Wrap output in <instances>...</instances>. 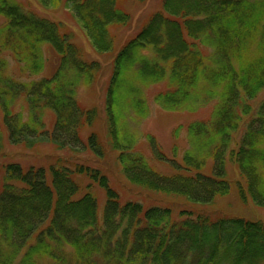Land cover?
<instances>
[{"label": "trees", "instance_id": "1", "mask_svg": "<svg viewBox=\"0 0 264 264\" xmlns=\"http://www.w3.org/2000/svg\"><path fill=\"white\" fill-rule=\"evenodd\" d=\"M34 1L68 11L93 53L112 62L102 104L83 105L79 89L92 88L101 63L63 23L0 0V159L5 144H46L68 156L27 169L0 161V264H264V223L203 212L230 191L264 210V0H162L120 45L114 32L131 17L123 0ZM45 46L55 59L47 75ZM6 58L25 79H39H14ZM150 88L165 113L212 105L207 119L186 125L179 159L174 147L168 158L131 129L149 116ZM107 152L126 182L190 209L174 218L166 207L122 203L102 171L76 157L103 161Z\"/></svg>", "mask_w": 264, "mask_h": 264}, {"label": "rangeland", "instance_id": "2", "mask_svg": "<svg viewBox=\"0 0 264 264\" xmlns=\"http://www.w3.org/2000/svg\"><path fill=\"white\" fill-rule=\"evenodd\" d=\"M22 3L26 9L35 12L41 17H46L55 22H61L67 26L70 30L74 32L77 37V42L82 46L83 50L86 52L90 59L97 60L102 65V71L99 78L93 84L92 88L86 89L81 87L78 92V101L83 105L102 104L103 90L107 83L108 77L110 75L112 56L97 57L88 42L85 40L83 34L80 32L79 28L76 26L71 15L68 11L57 9L55 11H44L42 10L34 0H16ZM162 0H144L143 4H139L137 0H123L122 8L127 12L130 17V22L125 28H117L114 35L117 39L118 45L130 39L133 35L137 33L142 24L145 22L147 15L154 13L161 9ZM4 23L3 18L0 17V25ZM43 55L45 59V72L47 75V67L49 73L55 66V59L52 52L47 46L43 48ZM8 60L9 72L14 76V79L28 82L30 80H38V77H32L30 79H25V76H21L16 68L14 62L10 58ZM154 88V87H153ZM150 88L148 91V103L150 106V113L148 118L138 120L140 122L137 125H133L131 129L136 130L137 137L139 141L145 143V135H150L155 139L156 146H158L161 151L170 158L172 156V148L176 149L178 153V159L181 157L182 153L187 149V141L185 134V127L187 124L193 121L205 120L209 117L211 112V104L195 109L193 112H178V113H165L161 111L157 106L152 103L151 96L157 90V88ZM161 87L158 88L160 90ZM157 90V91H158ZM259 97V96H258ZM258 97L255 101L251 102L253 107L258 104ZM258 99V100H257ZM45 122V129H50L52 126V118L46 112L43 116ZM100 134L103 133L102 122L98 123L95 128ZM178 129L177 136H173L174 131ZM240 132L235 136L238 140L240 137ZM141 144V143H140ZM146 144V143H145ZM53 147L46 144H40L31 150H25L22 148H17L5 144L4 159H0L1 162H15L19 164L22 168L27 169L30 166L46 167L48 163H52L54 157L67 158L68 156L62 152L54 151ZM145 154H147L150 164L160 173H168V170L163 166L156 163L151 158L147 146H140ZM83 155V154H80ZM77 160L81 163H86L96 168H99L102 173L108 178L111 187L116 190L120 196V200L124 201H139L144 207L159 206L166 207L171 210L174 218L177 217L178 213L183 210H189L190 207L180 199L165 197L159 194H153L150 192H145L140 190L128 182H126L119 173L118 167L116 166V154L107 152V156L103 161H97L89 156H76ZM229 171L232 173V180H237L235 169L229 165ZM95 197L98 199L99 203L103 201L102 191L95 188L93 190ZM204 213L207 215L217 217V216H228V217H240L246 220L260 221L264 223V210L256 208L248 203L246 206H242L238 201L235 192L230 191L229 195L225 198L216 200V203L212 207L204 208Z\"/></svg>", "mask_w": 264, "mask_h": 264}]
</instances>
